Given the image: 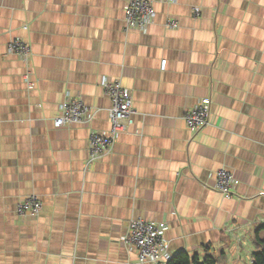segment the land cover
Listing matches in <instances>:
<instances>
[{
	"label": "crops",
	"instance_id": "0c3cea01",
	"mask_svg": "<svg viewBox=\"0 0 264 264\" xmlns=\"http://www.w3.org/2000/svg\"><path fill=\"white\" fill-rule=\"evenodd\" d=\"M125 2L0 0V264H150L123 239L138 216L167 223L172 255L224 250L227 264H252L264 238V0H152L144 31L124 29ZM14 37L30 44L27 64L6 51ZM101 76L136 111L87 165L89 130L110 127ZM68 96L95 109L88 125L53 126ZM202 96L212 124L192 132L183 116ZM221 167L238 180L231 197L213 188ZM30 194L43 209L22 217Z\"/></svg>",
	"mask_w": 264,
	"mask_h": 264
},
{
	"label": "built area",
	"instance_id": "2783aa9c",
	"mask_svg": "<svg viewBox=\"0 0 264 264\" xmlns=\"http://www.w3.org/2000/svg\"><path fill=\"white\" fill-rule=\"evenodd\" d=\"M159 1L172 3L175 0ZM199 11L198 7H194L193 15L199 16ZM154 16L155 9L152 0H126L123 10L124 29L144 31L153 22ZM166 25L176 28L178 22L175 19H168ZM6 51L17 56L25 64L29 62L31 47L29 42L22 38H11L6 45ZM99 83L110 100L107 110L110 127L105 132L89 130L87 165L111 150L117 134L127 129L136 111L130 90L125 88L120 80H110L106 76H101ZM211 103L210 96H202L192 108L185 112L183 120L189 130L197 132L212 124ZM58 111V115L53 120L55 128L88 125L95 115V109L79 96L65 98L59 104ZM237 184L238 180L230 169L221 167L216 170L213 188L223 196L231 197ZM42 209L43 204L35 194L24 196L15 208L16 213L22 217L37 216ZM166 229L167 223L164 221H154L140 216L131 217L123 239L135 248L137 261L167 264L172 254L165 238Z\"/></svg>",
	"mask_w": 264,
	"mask_h": 264
},
{
	"label": "trees",
	"instance_id": "16d2710c",
	"mask_svg": "<svg viewBox=\"0 0 264 264\" xmlns=\"http://www.w3.org/2000/svg\"><path fill=\"white\" fill-rule=\"evenodd\" d=\"M254 251L252 252V264H264V238L255 234L253 237ZM167 264H227L224 250L213 253L207 250L199 257L198 254H189L186 251H179L172 255Z\"/></svg>",
	"mask_w": 264,
	"mask_h": 264
}]
</instances>
